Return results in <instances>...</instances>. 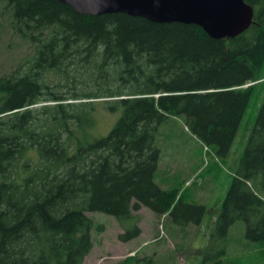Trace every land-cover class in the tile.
Segmentation results:
<instances>
[{
	"label": "trees",
	"instance_id": "trees-1",
	"mask_svg": "<svg viewBox=\"0 0 264 264\" xmlns=\"http://www.w3.org/2000/svg\"><path fill=\"white\" fill-rule=\"evenodd\" d=\"M0 1L13 33L34 50L0 74V264H85L94 248L88 213L125 225L142 208L163 217L181 206L182 228L201 225L206 205L156 182L159 129L183 119L214 156H229L264 85V0H245L253 23L227 40L196 25L82 15L58 0ZM97 103L122 112L102 138L92 135ZM260 185L264 101L201 264H227L226 240L240 221L264 254ZM137 223L122 241L141 235Z\"/></svg>",
	"mask_w": 264,
	"mask_h": 264
},
{
	"label": "rangeland",
	"instance_id": "rangeland-1",
	"mask_svg": "<svg viewBox=\"0 0 264 264\" xmlns=\"http://www.w3.org/2000/svg\"><path fill=\"white\" fill-rule=\"evenodd\" d=\"M6 3L0 1V74L11 73L25 58L31 57L34 50L11 30L9 16L4 14ZM52 86L59 83L52 75L48 78ZM64 83V82H63ZM264 101V85L257 89L246 111L230 154L225 159L214 156L209 148L194 136L183 119L170 117L160 126L158 146L161 157L156 172V182L165 190L178 188L184 194V202L194 201L208 205L203 222L197 227L180 225V209L175 216H156L151 210L142 208L133 212V222L122 225L114 217L100 213H88L93 218L94 248L85 264H121L135 258V264H200L204 254L196 242H203L216 230L215 222L221 213V203L225 200L234 174L243 156L248 139ZM98 104V103H97ZM101 104V102L99 103ZM97 105V124L92 130L93 138L106 137L115 127L122 112H112L106 106ZM264 198V187L259 186ZM196 201V200H195ZM219 210L217 211V206ZM138 222L141 235L129 242L121 240L125 229H132ZM247 227L243 221L233 225L226 240L227 264H263L264 254L255 247H249L246 238ZM218 234V233H217ZM220 236V235H219ZM218 236V237H219ZM184 247L190 250L184 251ZM196 249V250H195ZM207 252V251H206Z\"/></svg>",
	"mask_w": 264,
	"mask_h": 264
},
{
	"label": "water",
	"instance_id": "water-1",
	"mask_svg": "<svg viewBox=\"0 0 264 264\" xmlns=\"http://www.w3.org/2000/svg\"><path fill=\"white\" fill-rule=\"evenodd\" d=\"M82 15L126 14L154 23L201 27L215 40L247 31L254 10L245 0H58Z\"/></svg>",
	"mask_w": 264,
	"mask_h": 264
},
{
	"label": "crops",
	"instance_id": "crops-1",
	"mask_svg": "<svg viewBox=\"0 0 264 264\" xmlns=\"http://www.w3.org/2000/svg\"><path fill=\"white\" fill-rule=\"evenodd\" d=\"M193 199H194V201L195 200L197 201V199H196L195 196L193 197ZM206 206L209 208V206L207 204H206ZM216 209H217V211L219 210V205L217 206ZM194 227H197V226H194ZM195 240H196V237L194 239L193 247H195V246L197 247V245L200 246V248H199L200 249V253L205 255L206 254L207 247L209 245V236L208 235L207 236H204L203 242H201V243L199 242V244H197V242ZM250 246L253 247V245L248 244L247 245V247H248L247 249H249ZM187 250H190V249L188 247H184V251H187ZM255 250L259 253V250H257V249H255Z\"/></svg>",
	"mask_w": 264,
	"mask_h": 264
}]
</instances>
